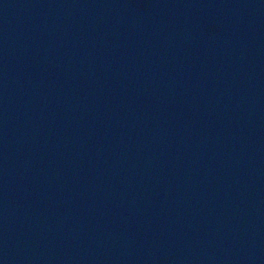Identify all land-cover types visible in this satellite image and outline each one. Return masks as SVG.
Returning <instances> with one entry per match:
<instances>
[{
  "label": "water",
  "instance_id": "95a60500",
  "mask_svg": "<svg viewBox=\"0 0 264 264\" xmlns=\"http://www.w3.org/2000/svg\"><path fill=\"white\" fill-rule=\"evenodd\" d=\"M0 264H264V0H0Z\"/></svg>",
  "mask_w": 264,
  "mask_h": 264
}]
</instances>
